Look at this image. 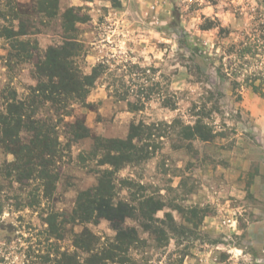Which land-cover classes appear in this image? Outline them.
<instances>
[{
  "label": "rangeland",
  "instance_id": "1",
  "mask_svg": "<svg viewBox=\"0 0 264 264\" xmlns=\"http://www.w3.org/2000/svg\"><path fill=\"white\" fill-rule=\"evenodd\" d=\"M31 4L0 0L1 26L19 33L0 37V110L29 95L36 60L65 40L68 9L82 18L75 65L84 74L101 62L106 70L64 119L83 120L90 138L68 148L57 125L63 149L50 197L38 181H17L0 142V264H51L63 252L87 264L88 253L72 246L84 229L98 255L111 256L104 264H264V95L243 86L237 102L224 75L234 47L264 29V0H59L54 18L29 14L19 29L15 12ZM256 60L251 69L264 74V57ZM194 123L212 138L187 139ZM131 124L140 131L133 162L111 176L113 202L134 208L122 225L133 231L131 245L118 247L108 221L72 223L70 215L99 172L113 170L98 165V150L91 156L96 139H125ZM145 205L153 211L142 215Z\"/></svg>",
  "mask_w": 264,
  "mask_h": 264
},
{
  "label": "trees",
  "instance_id": "2",
  "mask_svg": "<svg viewBox=\"0 0 264 264\" xmlns=\"http://www.w3.org/2000/svg\"><path fill=\"white\" fill-rule=\"evenodd\" d=\"M23 7L26 9L20 7L15 12V16L21 19L19 29L27 27L26 17L29 14L54 18L57 15L59 0H32L31 5ZM61 19L65 40L59 46L47 48L42 59L36 60L33 71L36 84L29 88V95L19 100L11 98L5 108L0 110V142L2 147L13 155L14 160L11 164L15 166L13 171L18 173L17 181L20 182L23 178L38 181L43 197H50L58 176L56 163L63 148L59 141L57 125L63 124L65 118L72 116L74 106H84L86 96L106 70L103 62L94 66L90 74H84L79 70L74 60L80 56L82 45L76 40L75 24L81 22L82 18L71 8L62 14ZM251 33L245 43L236 49L233 46L234 51L231 54L233 58L226 68L227 73L224 74L230 77L237 102L241 100L239 91L243 86L249 87L260 96L264 95V74L262 71L251 69L252 61L256 60L257 56L264 57V45L261 42L264 41V29L255 28ZM18 34L0 24L1 38L11 39ZM19 44L25 48L28 43L21 41ZM115 82L111 84L113 88L116 87L113 95L122 97V93L117 94L119 86L118 83L114 86ZM169 107H173L172 104H169ZM42 110L51 112V115L40 114ZM63 126L65 146L68 148L73 143L90 138L89 130L79 118L64 123ZM185 130L187 139L198 138L201 141H208L213 136L210 128L199 123L187 126ZM139 135V127L131 124L125 139H96L99 143L97 148L93 147L91 156H95L98 150L101 153L98 165H107L113 170L105 169L99 172L96 185L78 195L70 215L72 223L96 224L102 219L108 221L116 232L118 247L131 245L133 231L122 225L132 217L134 208L123 201L113 202L115 187L111 176L122 165L133 162L132 157L137 150L134 141L139 140ZM158 209L160 208L156 210ZM140 211L142 215H146L148 212L151 213L153 208L145 205ZM55 217L57 218V215ZM56 222L54 218L47 220L51 229ZM72 246L75 250L88 253L89 256L85 260L87 264L113 262L111 256L104 259L98 255L94 236L87 229L75 236ZM59 256L60 258L57 260L55 258L53 260L55 263L51 264H79L75 252L72 254L63 252Z\"/></svg>",
  "mask_w": 264,
  "mask_h": 264
}]
</instances>
